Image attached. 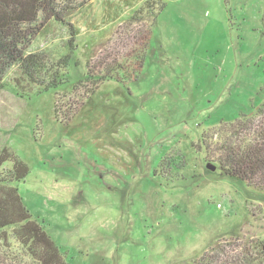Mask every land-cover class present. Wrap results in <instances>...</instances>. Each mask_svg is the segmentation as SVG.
<instances>
[{"label": "rangeland", "instance_id": "obj_1", "mask_svg": "<svg viewBox=\"0 0 264 264\" xmlns=\"http://www.w3.org/2000/svg\"><path fill=\"white\" fill-rule=\"evenodd\" d=\"M147 1L89 0L69 19L75 43L53 22L31 47L51 68L69 56L64 86L41 93L15 67L0 89V156L30 168L14 187L68 264H193L218 242H264V194L222 176L200 146L264 101V0H161L138 82H106L71 124L56 118ZM10 246L21 252L12 229L0 257Z\"/></svg>", "mask_w": 264, "mask_h": 264}, {"label": "trees", "instance_id": "obj_2", "mask_svg": "<svg viewBox=\"0 0 264 264\" xmlns=\"http://www.w3.org/2000/svg\"><path fill=\"white\" fill-rule=\"evenodd\" d=\"M88 2L0 0V89L15 67L21 80L41 93L64 86L69 56L51 68L44 54L32 52L31 47L53 22L68 27L72 37L69 45L75 43L77 29L69 19L83 10ZM165 8L166 4L161 0H149L118 28L112 44L87 64L85 78L73 87V99L82 90L87 97L80 95L84 98L80 104L69 100L71 110L68 113H61L56 105V118L60 123L71 124L84 108V101L90 100L106 82L115 81L123 86L138 82L145 67L154 24ZM74 104L75 110L72 109ZM226 123L213 130L212 135L201 138L200 146L206 150L208 161H214L221 168L222 176L243 182L264 194V101L250 113H241L237 119ZM9 161L11 171L0 178V233L12 229L21 252L18 250L15 254L10 246L11 254L0 257V264H68L65 254L34 220L14 187V184L25 181L30 168L4 151L0 156V167ZM243 244L239 238L218 242L193 264H264V242Z\"/></svg>", "mask_w": 264, "mask_h": 264}, {"label": "water", "instance_id": "obj_3", "mask_svg": "<svg viewBox=\"0 0 264 264\" xmlns=\"http://www.w3.org/2000/svg\"><path fill=\"white\" fill-rule=\"evenodd\" d=\"M213 170H216V166H213Z\"/></svg>", "mask_w": 264, "mask_h": 264}]
</instances>
